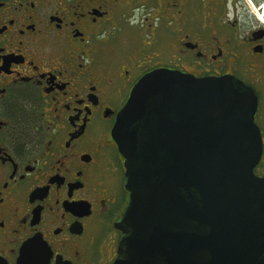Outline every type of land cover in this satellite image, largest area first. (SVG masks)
<instances>
[{
  "label": "flooded vegetation",
  "instance_id": "flooded-vegetation-1",
  "mask_svg": "<svg viewBox=\"0 0 264 264\" xmlns=\"http://www.w3.org/2000/svg\"><path fill=\"white\" fill-rule=\"evenodd\" d=\"M264 0H0V262L112 264L129 202L113 135L152 70L253 88Z\"/></svg>",
  "mask_w": 264,
  "mask_h": 264
},
{
  "label": "water",
  "instance_id": "water-1",
  "mask_svg": "<svg viewBox=\"0 0 264 264\" xmlns=\"http://www.w3.org/2000/svg\"><path fill=\"white\" fill-rule=\"evenodd\" d=\"M257 107L233 75L142 77L113 128L130 197L112 264H264Z\"/></svg>",
  "mask_w": 264,
  "mask_h": 264
},
{
  "label": "rangeland",
  "instance_id": "rangeland-1",
  "mask_svg": "<svg viewBox=\"0 0 264 264\" xmlns=\"http://www.w3.org/2000/svg\"><path fill=\"white\" fill-rule=\"evenodd\" d=\"M264 6V5H263Z\"/></svg>",
  "mask_w": 264,
  "mask_h": 264
}]
</instances>
